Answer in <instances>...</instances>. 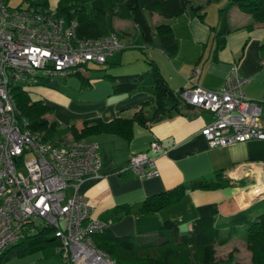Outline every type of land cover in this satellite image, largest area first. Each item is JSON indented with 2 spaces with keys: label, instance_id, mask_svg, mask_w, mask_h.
Segmentation results:
<instances>
[{
  "label": "crops",
  "instance_id": "1",
  "mask_svg": "<svg viewBox=\"0 0 264 264\" xmlns=\"http://www.w3.org/2000/svg\"><path fill=\"white\" fill-rule=\"evenodd\" d=\"M190 3L200 9L193 12L186 8L173 18L147 14L150 28V42L147 43L140 41L130 21L114 19L113 27L124 47L107 57L105 63L97 64L98 68L89 66V62L78 69L79 74L87 78V87H82L79 75L55 74L26 88L31 100H41L49 106L50 113L45 115L48 120H54L59 126L73 124L78 129L84 120L130 118L141 103L150 105L154 99L148 92L112 91L115 76L144 72L149 68V61L172 91L194 84L216 90L230 64L234 63L239 75L246 79L242 87L244 96L261 105L258 120L264 127V68L258 64L259 58L264 56V22H256L250 14L231 6L226 11L224 23H220L219 8L211 6V2L190 0ZM159 23L169 26L175 41L173 50L160 44L154 29ZM130 25L135 30L130 44L140 53L144 50L145 57L140 59V54L135 52V64L121 68L131 63L129 59L124 61L127 57L126 28ZM193 67L198 68L196 76L190 75ZM143 109L146 115L147 110ZM211 120L212 115L206 110L182 107L145 125L133 122L129 140L109 133L85 137L97 146L99 175L78 182L75 193L88 200L92 206L91 215L98 218L118 204L135 205L151 194L220 172L221 177L228 180L227 185L211 190H187L179 200L154 213L125 214L109 223L107 228L113 235H135L153 232L162 222L170 221L179 233H184L192 219L212 212L216 224L227 222L232 215L259 199V192H264V140L249 139L210 148L200 129ZM71 140V135L66 134L65 143ZM154 140L162 150L149 153L148 145ZM140 152H147L154 160L156 175L146 178L120 173L127 156ZM240 179L250 186L241 189L242 185L237 182ZM71 191L73 189L69 188L67 192ZM251 191L258 192V197L254 199ZM226 229L222 227L221 232ZM234 235L226 243L214 245L216 260L225 259L227 253L225 250L217 254V247L225 246Z\"/></svg>",
  "mask_w": 264,
  "mask_h": 264
},
{
  "label": "built area",
  "instance_id": "2",
  "mask_svg": "<svg viewBox=\"0 0 264 264\" xmlns=\"http://www.w3.org/2000/svg\"><path fill=\"white\" fill-rule=\"evenodd\" d=\"M75 25L65 24L52 7H8V0H0V253L28 234L51 228L56 251L67 264H117L90 238L110 221L93 217L91 204L74 191L84 178L99 175L96 144L44 140L29 130L10 93L15 84L27 88L43 76L67 75L89 62L102 64L124 47L114 33L76 39ZM258 64L264 68V56ZM197 74L193 67L190 75ZM245 81L233 63L216 90L196 84L178 90L191 107L211 113L212 120L200 129L208 147L264 140L258 120L261 105L244 96ZM161 150L155 140L147 149ZM120 173L152 177L154 160L147 152L129 154Z\"/></svg>",
  "mask_w": 264,
  "mask_h": 264
},
{
  "label": "trees",
  "instance_id": "3",
  "mask_svg": "<svg viewBox=\"0 0 264 264\" xmlns=\"http://www.w3.org/2000/svg\"><path fill=\"white\" fill-rule=\"evenodd\" d=\"M26 5L49 6V0H23ZM217 2L219 0H206ZM20 6V5H18ZM236 6L240 11L250 14L256 22H264V0H227V5L218 9V19L224 23L226 11ZM56 16L65 24L76 23L74 33L76 39H92L108 33H114V19L130 21L136 28L141 42H150V28L146 15L157 14L162 18H173L184 9L197 12L200 6H192L190 0H56L52 6ZM202 12L200 13V17ZM155 33L160 44L169 50L175 47L169 26L156 24ZM106 62V60H105ZM104 62V63H105ZM148 70L141 73L117 75L112 84L114 93H132L145 91L153 96V102L140 104L139 109L130 118H113L108 121L88 119L80 128L73 124L59 126L45 115L50 108L41 100L32 101L29 90L19 84L10 87V93L20 115L27 120L31 132L39 133L42 138L54 145H64L65 135L70 134L71 141L85 137L109 133L129 140L132 123L145 125L163 115L176 112L190 105L181 100L177 92L172 91L160 76L156 66L149 61ZM103 64V63H102ZM70 74L80 76L82 87H87L86 77L79 74L78 69ZM106 76H108L106 74ZM50 77H40L39 82ZM147 106V107H146ZM146 108L147 114H143ZM240 185L244 180L237 181ZM228 180L221 177L220 172L209 177H198L187 184H178L159 193L144 197L138 204H118L98 217L110 223L125 214L154 213L160 208L176 202L187 191L193 189L211 190L227 185ZM222 227H227L221 232ZM241 233L245 247L249 252L247 264H264V194L246 208L238 211L227 222L216 224L214 213L192 219L186 232L179 233L176 225L170 221L162 222L160 227L150 233L135 235H113L108 228L90 235L92 243L106 253L117 264H214L213 245H222L232 235ZM57 242L52 236L51 228H43L34 234H28L0 253V263L14 257L41 252L43 256H52ZM232 251L234 248L231 249ZM232 251L226 254L225 260L232 259ZM65 264H67L64 261Z\"/></svg>",
  "mask_w": 264,
  "mask_h": 264
},
{
  "label": "rangeland",
  "instance_id": "4",
  "mask_svg": "<svg viewBox=\"0 0 264 264\" xmlns=\"http://www.w3.org/2000/svg\"><path fill=\"white\" fill-rule=\"evenodd\" d=\"M54 3L55 0H49V6L52 7ZM20 4L24 5L26 4V2H24L23 0H8V7H16ZM210 4L211 6H216L217 8H221L227 4V0H219L218 2H211ZM126 29L128 32V36H126V39L124 41L127 44V47L125 48V50L127 51L126 52L127 57L124 58V61H127V59H129L131 63L129 65L127 64L121 65L120 66L121 68H128L129 66H133L135 64V60H134L135 57L134 54H136L135 52L140 54V59L145 57L143 49H142L143 53H140L136 49L135 45L130 44V42H132V38L134 36L135 30L132 28L131 25L128 26V28ZM88 65L93 68H98L97 64L89 63ZM27 157H30V155H27ZM249 186L250 184H244L240 188L245 189L248 188ZM67 191H69V188H67ZM253 192L254 191H251L252 194ZM255 194H258V192H256ZM259 194H260L259 196L261 197L264 193L262 192ZM214 247L216 246L213 245L214 255H215ZM217 248H218L217 254H220L221 252H225V250L228 253L232 251L231 250L232 248H234V250L232 251V259L230 261H227L223 258H218V260H216L214 264H247L248 263L249 252L246 249L245 243L242 240L241 233H236L229 243L225 244V246L223 245ZM41 256H43L41 252H34L28 255L14 257L6 261H2L0 264H64L63 258L58 253H55L52 256H46V257H41ZM223 256H225V254H223Z\"/></svg>",
  "mask_w": 264,
  "mask_h": 264
},
{
  "label": "water",
  "instance_id": "5",
  "mask_svg": "<svg viewBox=\"0 0 264 264\" xmlns=\"http://www.w3.org/2000/svg\"><path fill=\"white\" fill-rule=\"evenodd\" d=\"M259 193H262V192H259ZM264 193V192H263ZM258 197V194H255L254 196H253V198L255 199V198H257Z\"/></svg>",
  "mask_w": 264,
  "mask_h": 264
},
{
  "label": "bare ground",
  "instance_id": "6",
  "mask_svg": "<svg viewBox=\"0 0 264 264\" xmlns=\"http://www.w3.org/2000/svg\"><path fill=\"white\" fill-rule=\"evenodd\" d=\"M253 194H255V193L253 192Z\"/></svg>",
  "mask_w": 264,
  "mask_h": 264
}]
</instances>
